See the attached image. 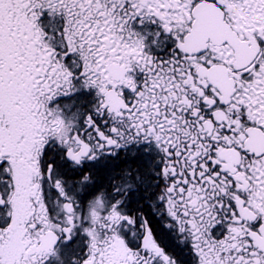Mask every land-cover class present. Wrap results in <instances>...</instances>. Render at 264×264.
<instances>
[{
    "label": "snow or ice",
    "instance_id": "1",
    "mask_svg": "<svg viewBox=\"0 0 264 264\" xmlns=\"http://www.w3.org/2000/svg\"><path fill=\"white\" fill-rule=\"evenodd\" d=\"M0 264H264V0H0Z\"/></svg>",
    "mask_w": 264,
    "mask_h": 264
}]
</instances>
